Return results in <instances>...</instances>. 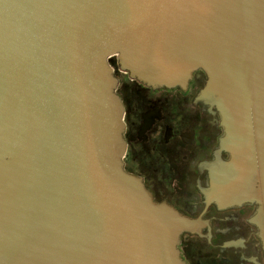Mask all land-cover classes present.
<instances>
[{
	"label": "water",
	"instance_id": "1",
	"mask_svg": "<svg viewBox=\"0 0 264 264\" xmlns=\"http://www.w3.org/2000/svg\"><path fill=\"white\" fill-rule=\"evenodd\" d=\"M110 57L153 87L205 73L213 196L257 183L264 235V0H0V264H184L190 223L123 168Z\"/></svg>",
	"mask_w": 264,
	"mask_h": 264
},
{
	"label": "flooded vegetation",
	"instance_id": "2",
	"mask_svg": "<svg viewBox=\"0 0 264 264\" xmlns=\"http://www.w3.org/2000/svg\"><path fill=\"white\" fill-rule=\"evenodd\" d=\"M109 64L123 108V168L138 177L153 201L174 209L190 226L179 235L184 264H264L261 204L256 187L236 203H219L214 173L229 162L224 127L214 105L200 92L197 69L183 86L153 87Z\"/></svg>",
	"mask_w": 264,
	"mask_h": 264
}]
</instances>
